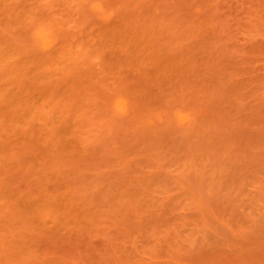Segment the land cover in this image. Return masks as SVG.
Instances as JSON below:
<instances>
[{"label": "rangeland", "instance_id": "rangeland-1", "mask_svg": "<svg viewBox=\"0 0 264 264\" xmlns=\"http://www.w3.org/2000/svg\"><path fill=\"white\" fill-rule=\"evenodd\" d=\"M0 264H264V0H0Z\"/></svg>", "mask_w": 264, "mask_h": 264}]
</instances>
